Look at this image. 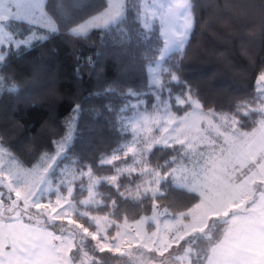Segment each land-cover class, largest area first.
I'll use <instances>...</instances> for the list:
<instances>
[{"label":"trees","instance_id":"1","mask_svg":"<svg viewBox=\"0 0 264 264\" xmlns=\"http://www.w3.org/2000/svg\"><path fill=\"white\" fill-rule=\"evenodd\" d=\"M57 2L46 0V7ZM102 2L79 0V3L91 7H99ZM194 3L197 23L189 38L190 47L186 49L188 57L182 62L183 76L193 85L206 82L200 93L206 105L204 111L211 108L214 113L228 114L239 122V129L250 131L262 117L252 110L264 102L253 99L254 72L248 71L249 56L254 58L256 66L264 63V0H194ZM12 28L15 33L26 28H31L32 32L38 29L31 25L20 28L15 23ZM121 28L129 34L128 38L122 39L123 34L117 32L101 43L95 32L90 33V39L50 34L48 40L33 41L31 46L17 49L12 45L11 51L15 55L0 62V86L4 87L0 91V129H8L11 135L15 131L11 121L22 123V130L12 140L19 158L36 163L45 151L53 152L55 145L52 141L64 137L65 118L69 116L71 106L79 103L83 107L78 114L77 137L69 143L70 149L65 151L59 164L71 163L77 170L88 169L94 176L102 178L114 175L116 169L128 161V158L118 157L104 163L103 159L118 151L130 136L122 129L119 119L122 113L118 109L124 102L122 93L128 86L147 90L145 66L151 61L157 41L149 33L151 38L141 43L136 38V24L128 23ZM30 33L25 32V36ZM14 37L20 39L18 34ZM1 49L5 54L10 50L8 45L1 46ZM89 57L97 66L113 61L119 64L122 71L115 77V91L104 92L109 77L91 73ZM178 58L173 51L163 64L171 66ZM78 62L80 73L76 71ZM106 104L111 105L113 112L106 110ZM151 107L149 100L148 109ZM189 109H177L174 113L181 115ZM244 112L249 114L245 116ZM181 153L178 144L154 145L149 150L148 165L163 176L159 193L155 195H134L132 191L142 176L138 172H124L113 182L101 180L96 187L98 202L82 205L81 200L86 195L83 189L85 180L74 181L71 199L76 210L71 220L88 231H94L95 224L81 211L107 216L114 222L107 230L112 237L117 224L149 215L155 203L172 214L187 211L200 200V196L173 183L170 170ZM66 221L44 220L40 225L58 235L64 232L61 228ZM227 226V219L211 217L205 232L185 242L192 249L191 264H206ZM82 236L86 239L83 246L92 257L88 264H130L126 256L90 246L92 238L85 233Z\"/></svg>","mask_w":264,"mask_h":264},{"label":"rangeland","instance_id":"2","mask_svg":"<svg viewBox=\"0 0 264 264\" xmlns=\"http://www.w3.org/2000/svg\"><path fill=\"white\" fill-rule=\"evenodd\" d=\"M34 32L38 36L51 34L40 28ZM13 46L15 47L14 43ZM0 52L4 53L1 46ZM3 88L1 85L0 91ZM257 108H264V102ZM151 109L152 107L149 109L150 114H145L134 112L130 108L119 117L122 129L130 136L118 151L104 158L103 162L110 163L118 157L128 158V161L118 167L112 176L98 178L88 169L77 170L71 163L59 164L65 152L54 154L53 151L49 153L54 154L51 161L37 175L24 180L15 175L10 181L0 180V222L7 217L37 223L44 220H67L66 225L61 228H64L63 233H53L60 264L90 263L92 257L83 246L86 240L82 236L84 233L92 238L90 246L122 254L130 264H191L192 249L185 242L190 237L205 232L211 217L230 221L237 213L249 209L251 199H255L254 203L264 211V182H257L256 178L245 179L250 172H255L258 164L264 165V127L261 126L264 115L254 129L244 131L238 128L236 118L228 114L216 115L218 113L189 109L177 115L153 113ZM171 144L180 145L182 153L173 162L170 175L174 185L198 193L200 200L193 207L172 214L155 203L149 215L117 224L112 237L107 230L114 222L107 216L81 211L95 224L94 231L74 224L71 220L76 210L71 199L74 181L80 178L85 180L82 187L86 190V195L81 200L82 205L98 202L96 187L101 180L113 182L124 172H138L142 176V180L132 191L134 195H155L159 193L163 176L148 165L147 154L154 145ZM222 149H226L229 157L237 162L236 167L232 168L235 179L228 183L221 181L217 171L213 170L216 165L211 163L212 159L221 154ZM253 157L256 158V163L250 162ZM38 162L39 160L36 163ZM242 162H247L248 167H242ZM5 170H9L8 166H5ZM258 179L264 181V166L259 169ZM226 211L231 212L232 216L225 218L223 214ZM252 219L247 224L236 222L238 242L247 244L255 240L254 225L264 222V216L255 210ZM225 253L226 250L219 247L218 243L211 255ZM246 255L254 257L256 249L248 248Z\"/></svg>","mask_w":264,"mask_h":264},{"label":"snow or ice","instance_id":"3","mask_svg":"<svg viewBox=\"0 0 264 264\" xmlns=\"http://www.w3.org/2000/svg\"><path fill=\"white\" fill-rule=\"evenodd\" d=\"M13 23L20 28L31 25L53 35L67 34L75 38L90 39V33L95 32L101 43L117 32L123 34L122 39L128 38L129 34L124 32L121 25L136 24V38L142 43L144 40H149L151 38L149 33H152L157 41V47L153 50L151 61L145 66L147 90L128 86L122 93L124 102L118 111L124 113L131 108L134 112L150 114L149 100L153 113L172 114L181 108L203 112L206 108L200 94L206 82L193 85L184 78L182 67L183 60L188 57L186 49L190 47L189 38L197 23V6L194 0H103L99 7L81 4L79 0H58L50 7H46V0H0V46L8 45L10 49L7 54L0 52V62L15 55V52L11 51L13 43L19 49L21 46H31L33 41L42 42L49 39L48 35L38 36L31 28L15 33L12 28ZM25 32L31 34L24 38ZM16 34L20 39H14ZM173 50L179 58L174 59L171 66H164L166 56L172 54ZM248 58L250 64L248 71L254 72L252 97L254 100H264V63L256 66L254 58L252 56ZM76 59L79 61L80 58ZM88 68L98 77H109L104 88L105 93L115 91L113 87L115 77L122 71L117 62L97 66L89 57ZM76 71L81 72L79 62ZM82 107L79 103L71 106L69 116L64 121L66 134L62 139L52 141L55 145L54 154L69 150V142L76 139L78 114ZM105 108L108 112H113L111 105L106 104ZM207 111L214 112L211 108ZM252 111L257 115H264V108ZM242 114L247 116L249 113ZM261 126L264 127V122ZM11 127L15 130L11 135L8 129H0V180L10 181L14 175L24 180L45 170L54 154L50 155L45 151L44 154L39 155L38 163L23 161L12 145L14 135L22 130L23 125L20 121L12 120ZM250 162L256 163V158H251ZM211 163L216 165L213 170L217 171L223 183L234 181L232 168L236 167L237 162L229 157L226 149H222L221 154L212 159ZM5 166H8L9 170H5ZM241 166L248 167V163L242 162ZM262 166L264 165L258 164L255 172H250L249 177L245 179L256 178L257 182H264L258 179L259 169ZM252 190H255L254 187ZM254 208L264 216V211L260 210L259 205H255ZM223 215L228 218L232 213L226 211ZM240 219L236 218V221ZM254 231L255 240L247 244L240 243L237 239L238 229L235 221L229 224L219 243V247L225 249L226 253L210 255L208 264H264V222L256 223ZM39 246L38 241L29 244L0 234V264H34L33 250ZM251 247L256 249L254 257L246 255L247 249Z\"/></svg>","mask_w":264,"mask_h":264},{"label":"crops","instance_id":"4","mask_svg":"<svg viewBox=\"0 0 264 264\" xmlns=\"http://www.w3.org/2000/svg\"><path fill=\"white\" fill-rule=\"evenodd\" d=\"M255 201L248 207L253 210L252 212H249L248 209L243 213H237L228 221V225L233 223L236 218H241L235 221L238 224H243L244 222L247 224L249 219H244L246 217H250L251 220L249 222H251L255 211ZM0 234H3L5 237H14L18 240H23L29 244L38 241L40 246L33 250L32 260L34 264H60L59 253L55 247V236L52 231L41 226L40 223L33 220H18L13 217H7L0 222Z\"/></svg>","mask_w":264,"mask_h":264},{"label":"water","instance_id":"5","mask_svg":"<svg viewBox=\"0 0 264 264\" xmlns=\"http://www.w3.org/2000/svg\"><path fill=\"white\" fill-rule=\"evenodd\" d=\"M188 249H190V248H188Z\"/></svg>","mask_w":264,"mask_h":264}]
</instances>
